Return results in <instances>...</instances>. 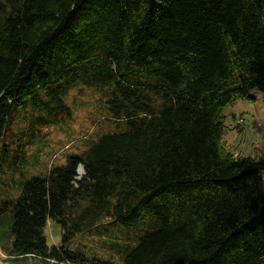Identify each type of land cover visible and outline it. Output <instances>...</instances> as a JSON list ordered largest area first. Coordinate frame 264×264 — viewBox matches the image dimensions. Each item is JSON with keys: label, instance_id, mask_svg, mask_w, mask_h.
Listing matches in <instances>:
<instances>
[{"label": "trees", "instance_id": "trees-1", "mask_svg": "<svg viewBox=\"0 0 264 264\" xmlns=\"http://www.w3.org/2000/svg\"><path fill=\"white\" fill-rule=\"evenodd\" d=\"M82 86L111 128L0 202L10 254L264 264V152L227 147L223 114L264 92V0H0V165L27 162L44 126L73 121ZM105 220L122 262L70 249Z\"/></svg>", "mask_w": 264, "mask_h": 264}, {"label": "rangeland", "instance_id": "rangeland-1", "mask_svg": "<svg viewBox=\"0 0 264 264\" xmlns=\"http://www.w3.org/2000/svg\"><path fill=\"white\" fill-rule=\"evenodd\" d=\"M83 86L70 93V99L75 108V118L71 119L73 121L44 126L41 134L28 148L27 162L0 165V202L17 197L19 190L16 184L20 178L29 177L32 173H45L51 164L65 163L69 155L79 154L88 145L89 140L111 128L107 119L108 111L101 105V94L95 88ZM251 95L255 98L238 97L224 107V121L227 125L224 140L227 147L235 152L261 154L264 152V92L254 88L251 90ZM241 114L243 123H237L235 116ZM77 171V177H79L85 172L84 166L80 164ZM104 223L102 233L87 231L78 233L70 240L68 246L89 262L98 259L122 262L121 248H115L112 242L107 243L116 233L113 224L108 220ZM120 229L121 226L116 224V230L121 231ZM135 229L136 225L129 227V233L121 234L120 239H125L126 242L131 241V237L126 236L132 235V230ZM47 231L50 246L56 242H62L59 226L50 223ZM9 246L8 237L2 235L0 225V264H81L70 259H67L68 263L59 262L39 255L14 256L10 254Z\"/></svg>", "mask_w": 264, "mask_h": 264}, {"label": "built area", "instance_id": "built-area-1", "mask_svg": "<svg viewBox=\"0 0 264 264\" xmlns=\"http://www.w3.org/2000/svg\"><path fill=\"white\" fill-rule=\"evenodd\" d=\"M242 118H243V117H240V118H239V120H238L239 123H242V122H243V119H242Z\"/></svg>", "mask_w": 264, "mask_h": 264}, {"label": "clouds", "instance_id": "clouds-1", "mask_svg": "<svg viewBox=\"0 0 264 264\" xmlns=\"http://www.w3.org/2000/svg\"><path fill=\"white\" fill-rule=\"evenodd\" d=\"M83 165V164H82ZM84 166V165H83ZM84 171H85V169H84ZM83 174V173H82Z\"/></svg>", "mask_w": 264, "mask_h": 264}]
</instances>
